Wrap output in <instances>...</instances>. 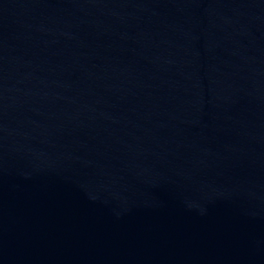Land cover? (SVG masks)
<instances>
[{"label": "water", "instance_id": "water-1", "mask_svg": "<svg viewBox=\"0 0 264 264\" xmlns=\"http://www.w3.org/2000/svg\"><path fill=\"white\" fill-rule=\"evenodd\" d=\"M0 264H264V0H0Z\"/></svg>", "mask_w": 264, "mask_h": 264}]
</instances>
